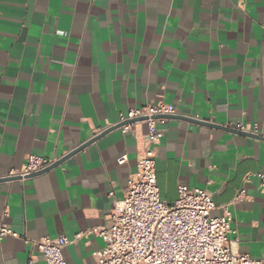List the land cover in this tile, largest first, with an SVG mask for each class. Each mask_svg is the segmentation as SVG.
<instances>
[{"label":"crops","instance_id":"1","mask_svg":"<svg viewBox=\"0 0 264 264\" xmlns=\"http://www.w3.org/2000/svg\"><path fill=\"white\" fill-rule=\"evenodd\" d=\"M153 103L176 111L158 124L161 200L172 205L178 185L207 191L213 217L224 206L233 216L234 250L264 257V189L252 177L264 139L225 128L264 133V0H0V226L17 235L0 241V264H45L32 243L59 236L66 264H96L104 242L91 231L122 200L147 127L67 156ZM30 154L57 164L1 179Z\"/></svg>","mask_w":264,"mask_h":264},{"label":"built area","instance_id":"2","mask_svg":"<svg viewBox=\"0 0 264 264\" xmlns=\"http://www.w3.org/2000/svg\"><path fill=\"white\" fill-rule=\"evenodd\" d=\"M176 115L175 108L164 103H153L128 110L117 121L97 134L117 127L125 133L133 123L147 127L143 156L136 163V171L127 181V189L121 201L115 203L103 227L91 232L102 239L104 247L94 253L96 264H264V257L250 258L234 250L230 235L233 216L227 206L222 215L213 217L216 209L211 195L203 189H188L178 185L177 198L172 205L165 204L159 194L156 180L154 148L159 144L167 117ZM141 119V120H139ZM225 128L247 133L264 139L256 124L242 123ZM118 160V165L124 164ZM56 161L34 154L25 157L19 169H11L3 180L25 181L31 176L49 170ZM264 189V164L253 174ZM250 177L245 179L249 181ZM246 194L241 189L233 203ZM5 236L17 237L15 233L0 226V241ZM69 243L65 236L54 239L40 238L32 246L42 255L45 264H66L62 250Z\"/></svg>","mask_w":264,"mask_h":264},{"label":"water","instance_id":"3","mask_svg":"<svg viewBox=\"0 0 264 264\" xmlns=\"http://www.w3.org/2000/svg\"><path fill=\"white\" fill-rule=\"evenodd\" d=\"M139 120H141V119H139ZM191 121H193V122H195L194 120H191ZM197 122H199V121H197ZM201 124H203V125H205V126H207V127H210V128H221V129H223L222 127H218V126H215V125H211V124H208V123H202V122H200ZM114 130H117V127H113V128H110V129H107L106 131H104L101 135H99V136H97V137H95L94 139H92V140H90L89 142H87L86 144H84L83 146H81V147H79L78 149H76L75 151H73L72 153H70L67 157H70V156H73L74 154H76L77 152H79L80 150H82L83 148H85L87 145H90L91 143H93V142H95L99 137H101L102 135H104V134H106V133H109V132H111V131H114ZM229 130V129H228ZM249 136H251V137H254V138H257V139H260L259 137H256V136H252V135H249ZM66 157V158H67ZM65 159V158H64ZM57 164V163H56ZM55 164V165H56ZM55 165H53V166H55ZM52 168V167H51ZM50 168V169H51ZM48 171V170H47ZM46 172V171H45ZM44 173V172H43ZM41 174V173H40ZM32 177V176H31Z\"/></svg>","mask_w":264,"mask_h":264}]
</instances>
